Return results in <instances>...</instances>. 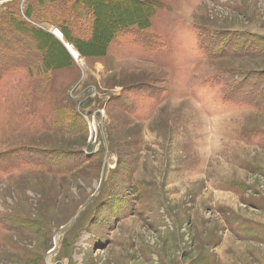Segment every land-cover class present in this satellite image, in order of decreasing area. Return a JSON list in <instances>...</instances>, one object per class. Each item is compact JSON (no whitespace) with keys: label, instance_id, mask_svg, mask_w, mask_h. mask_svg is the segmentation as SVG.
I'll list each match as a JSON object with an SVG mask.
<instances>
[{"label":"rangeland","instance_id":"obj_1","mask_svg":"<svg viewBox=\"0 0 264 264\" xmlns=\"http://www.w3.org/2000/svg\"><path fill=\"white\" fill-rule=\"evenodd\" d=\"M136 1L78 59L76 0H0L56 57L0 81V264H264V0Z\"/></svg>","mask_w":264,"mask_h":264},{"label":"trees","instance_id":"obj_2","mask_svg":"<svg viewBox=\"0 0 264 264\" xmlns=\"http://www.w3.org/2000/svg\"><path fill=\"white\" fill-rule=\"evenodd\" d=\"M38 1L37 5L43 7V0ZM104 1L101 4L100 0H76L74 3L76 7L72 10L74 15L70 18L67 17L69 19L66 22L58 25L59 32L81 56H87L88 49H94L95 53H91L92 56L105 55L112 40L119 38L132 27H136L139 31L146 30L155 11L153 4L149 1L114 0L115 9L113 10L115 13L104 23L102 18L106 14L103 10L104 7H107L108 0ZM127 5L132 10L127 11L126 17L123 10ZM3 9L0 7V81L5 72L19 67L25 68L28 72L49 69L44 63L45 58L47 57L53 61V59L56 60V57L52 54L45 55L42 46L45 45L50 35H44L39 30L31 27L30 29H34L32 31H35L38 35L34 34V36L32 33H28L24 28H28L30 25L25 23V20H19L14 13L11 14L9 7L3 6ZM38 12L30 6L24 15L28 19H34ZM82 12L85 14L84 16L81 15ZM119 12H121L120 15ZM72 17L74 18L72 19ZM50 38L53 39V37ZM84 51L86 52L84 53ZM11 56L17 59L16 62H9V64H7V61L3 62L5 57L11 58ZM5 63L6 65H3Z\"/></svg>","mask_w":264,"mask_h":264},{"label":"bare ground","instance_id":"obj_3","mask_svg":"<svg viewBox=\"0 0 264 264\" xmlns=\"http://www.w3.org/2000/svg\"><path fill=\"white\" fill-rule=\"evenodd\" d=\"M54 32L57 34V36H58V38L61 40V42L64 44V45H66L68 48V52L72 55V56H74L75 58H81V57H79L78 56V53H77V51L74 49V47L73 46H71L69 43H67V41L65 40V38L60 34V32H59V30H57V29H54ZM54 33V34H55Z\"/></svg>","mask_w":264,"mask_h":264}]
</instances>
